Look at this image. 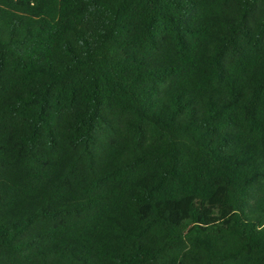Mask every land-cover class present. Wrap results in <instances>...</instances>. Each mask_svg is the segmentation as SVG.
I'll return each mask as SVG.
<instances>
[{
	"label": "trees",
	"instance_id": "trees-1",
	"mask_svg": "<svg viewBox=\"0 0 264 264\" xmlns=\"http://www.w3.org/2000/svg\"><path fill=\"white\" fill-rule=\"evenodd\" d=\"M0 264H264V0H0Z\"/></svg>",
	"mask_w": 264,
	"mask_h": 264
},
{
	"label": "rangeland",
	"instance_id": "rangeland-1",
	"mask_svg": "<svg viewBox=\"0 0 264 264\" xmlns=\"http://www.w3.org/2000/svg\"><path fill=\"white\" fill-rule=\"evenodd\" d=\"M145 212V211H144ZM171 218H172V220H175L176 219V215L175 214H172L171 215Z\"/></svg>",
	"mask_w": 264,
	"mask_h": 264
}]
</instances>
